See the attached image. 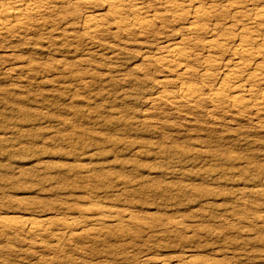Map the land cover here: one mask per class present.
<instances>
[{"label":"rangeland","instance_id":"rangeland-1","mask_svg":"<svg viewBox=\"0 0 264 264\" xmlns=\"http://www.w3.org/2000/svg\"><path fill=\"white\" fill-rule=\"evenodd\" d=\"M48 1L31 26L0 34V264H264V111L154 98L177 90L180 63L155 61L167 43L191 68L208 53L226 64L229 49L195 44L210 30L182 26L238 1L178 0L188 22L162 0ZM110 2L151 28L118 26ZM87 14L102 20L94 35ZM226 20L210 25L237 18ZM196 78L185 82L201 89Z\"/></svg>","mask_w":264,"mask_h":264},{"label":"bare ground","instance_id":"bare-ground-1","mask_svg":"<svg viewBox=\"0 0 264 264\" xmlns=\"http://www.w3.org/2000/svg\"><path fill=\"white\" fill-rule=\"evenodd\" d=\"M141 1H143V0H141ZM162 1H164L163 3L165 4V6H166L165 8L167 9V11L170 13V15H172L171 17H173L174 19L177 18L178 20H185L186 22H188L187 20H188L189 15L188 14L185 15L184 12L181 13V6L179 5L178 0H162ZM162 1H160V2L162 3ZM215 1H217V0H215ZM215 1H214V4H216ZM218 1H220V0H218ZM237 1L238 2H237V4H235V6H233V4L228 5V3H227L229 8L233 7L231 9L232 12H230V13H229V11L227 12L226 10L223 11L225 6L222 8L223 10H220L221 7L217 10L216 7H218V5H211L210 8L212 9L213 12L211 11V12L206 13L205 11H203L205 9H202V11L198 10L194 13L193 22H191L192 20L189 21L190 24L186 29H185V27L183 29V26H182V30H184V31L187 30L190 33H194V34L195 33L197 34L198 31L210 30L211 31V37H213V38H211L209 40L206 39L208 41H204V42L199 41L198 43L196 42L195 44H197V45L202 44L200 46H204V47L208 48L211 52L213 51L214 54H217L216 51L221 52L223 49H226V48L229 49L227 51H229L231 53V55H230L231 58L227 59L226 64L224 63V65H223L221 63V62H223L222 58H220V56L224 57V55H226V54L220 55V53L218 52L219 53L218 55H220V56H218L219 57V59H218L217 57H215L213 55L208 56V54H209L208 53L207 56L203 59L194 57V59L199 64L198 67L202 68V69H199V68L194 69L188 65V63L190 61H192L191 53L186 51L185 47H182V45L180 46V44H179L180 42L179 43H175V42L171 43L170 42L169 44L167 43L166 46L163 48H159L160 46L159 47L157 46L159 48L158 51H160L159 52L160 55H158V52H157L158 58L155 61H157L159 66L161 65V67H165V68L169 69V68H171V66H174L173 65L174 63H175V65L180 63L179 68H183V69L180 70L178 68L179 73H176V76H175L176 77L175 82L177 85L176 94L174 93V95L171 96L170 93L163 91V88H162V91H160V92L157 91L158 93H157L156 97H154L155 99L165 101L167 103L174 104V105H175V103H178L177 100L179 99L181 101H185L188 104H193V105H197L201 102H204V103L206 102L210 107H212L214 109L219 108L221 110L225 107H232L233 109H237L240 111L243 108L249 107V109L252 108V109H255L257 111H262V110L264 111V36H263L264 34L257 32L256 29H254V30L257 33L254 34V32L250 31L251 29L249 30L248 28L244 27L245 26L244 22H246L244 19L246 18L248 20H251V17L249 16V18H247L248 16H247V14H245L246 12H249L253 16L252 20H251L253 22L250 21L251 23H249L247 20V22H248L247 25H250V26L256 25V27L261 26L262 27L261 30L264 29V0H240V1L237 0ZM48 2H50V1H48V0H0V34H2V33L5 34V32L10 33L12 31H14L15 29L18 30L23 26L25 27L28 24H29V26H31L32 25L31 23L35 22V20L38 21V19L41 17V13L45 9H47L48 4H49ZM111 2L109 3L110 8L109 9L107 8L108 9L107 14L112 16V18H114L117 21L116 24L118 26L119 25H122V26L128 25L130 27V29L143 26L141 23H139L135 20H131L129 22H126L125 19L124 20L121 19V15H122L121 11L122 10H120V8H118L121 5L120 4L121 2L119 3L120 5H117L115 3L112 4ZM223 2H225V1L223 0ZM234 2L236 3V1H234ZM124 3H122V4H124ZM131 3H133L132 12L135 14H138V15L141 14V12L143 11V7L138 5V4H141L140 1L138 4H134V2H131ZM231 3H233V2H231ZM231 3H229V4H231ZM144 4H145V1H144ZM144 4H142V5H144ZM221 4H222V2H221ZM183 6H182V10H183ZM122 7H123V5H122ZM124 7H126V6H124ZM198 7H197V9H198ZM148 12H151V11H148ZM152 12H153V10H152ZM211 13H213V14H211ZM127 14H129V13H127ZM141 15H143V14H141ZM153 15L155 16L156 14H153ZM161 16H164V15H161ZM168 16H169V14H168ZM219 16H222V20H224V21L228 18H230V19L231 18L232 19L237 18V21L236 22L234 21V23L231 24L230 27H227V26H229V25H227L226 26L227 28L225 30L223 29V28H225L224 27L225 24H223V25L221 24L223 27V28L221 27L222 28V30H221V28L220 29L218 28L219 26L217 23L210 25L211 21L213 22V20L216 19L217 17L219 18ZM106 17H108V16H106ZM157 18L158 17L155 16V19H157ZM163 18H162V20H163ZM99 19H100L99 15L97 16V14H94V15H90V14L88 15L87 14L86 16L83 17V19L80 21L79 24H80L82 30L85 32V34L87 33L89 35L90 34L94 35L100 29L99 24H100V21H102V20L101 19L99 20ZM226 21H228V20H226ZM146 22H148V20ZM37 23H39V22H37ZM149 24H150V22H149ZM209 26H212L211 29H208ZM148 27L151 28V26H147V28ZM142 28H144V27H142ZM145 28L143 30H145ZM231 28H233V30L234 29L236 30L235 31L236 34L230 33L231 31H229V30ZM227 30H228V32H227ZM127 31H129V30H127ZM147 31H148V29L145 30V32H147ZM149 31H150V29H149ZM140 33H141V31H140ZM142 33H144V31ZM203 33H205V32H203ZM195 38H197V35L195 36ZM207 38H208V36H207ZM219 38H222L223 40L220 41ZM164 42H166V41H164ZM204 49H203V51H205ZM221 53H223V52H221ZM224 53H225V51H224ZM182 63L184 66L181 67L180 65ZM222 65H223V67H222ZM172 69H173V67H172ZM162 70H164V69H162ZM170 72H173V70ZM191 76H192V78L197 77L199 79V81L202 83L201 89L185 82V80H187L188 78H191ZM197 78H196V80H197ZM170 81L168 82V81L163 80V81L158 82V84L162 85V87H163L164 84H166V82L170 83ZM171 84H172V82H171ZM174 85H175V83H174ZM202 88H203V90L208 89L207 91H209V93L208 94L203 93ZM246 98H249V99H246ZM1 227L3 228V225ZM7 227H9V226H7ZM12 228H17V230L18 229L20 230V228H21V230H22L23 226L20 227V226L13 225ZM12 228H10V229H12ZM27 231H28V233H32V234H36L39 232L37 227L28 228Z\"/></svg>","mask_w":264,"mask_h":264}]
</instances>
